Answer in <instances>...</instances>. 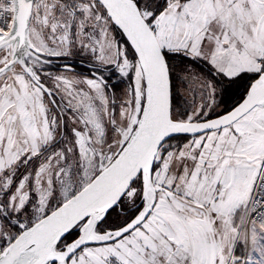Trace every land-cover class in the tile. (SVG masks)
Segmentation results:
<instances>
[{"label": "snow or ice", "instance_id": "6c2138e0", "mask_svg": "<svg viewBox=\"0 0 264 264\" xmlns=\"http://www.w3.org/2000/svg\"><path fill=\"white\" fill-rule=\"evenodd\" d=\"M0 264H264V0H0Z\"/></svg>", "mask_w": 264, "mask_h": 264}, {"label": "flooded vegetation", "instance_id": "af4514ba", "mask_svg": "<svg viewBox=\"0 0 264 264\" xmlns=\"http://www.w3.org/2000/svg\"><path fill=\"white\" fill-rule=\"evenodd\" d=\"M63 63H65V61H63V60H56V59H54V61H53V67H55L56 65H62ZM80 67V65L79 64H77V68H79ZM85 68L87 67V65H85L84 66ZM85 74H87V73H85Z\"/></svg>", "mask_w": 264, "mask_h": 264}]
</instances>
